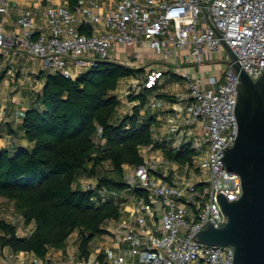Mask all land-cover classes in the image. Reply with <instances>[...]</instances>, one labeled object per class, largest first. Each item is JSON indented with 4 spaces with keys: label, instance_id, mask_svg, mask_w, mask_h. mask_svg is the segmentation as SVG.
Instances as JSON below:
<instances>
[{
    "label": "built area",
    "instance_id": "obj_1",
    "mask_svg": "<svg viewBox=\"0 0 264 264\" xmlns=\"http://www.w3.org/2000/svg\"><path fill=\"white\" fill-rule=\"evenodd\" d=\"M11 6L12 0H0V16ZM17 25L18 34L6 33L0 25V54L9 57L21 47L47 73L66 79L74 80L100 62L123 65L120 49L134 64L146 52L156 56L165 72L179 76L185 85L186 113L176 110L174 148L194 152L201 177L197 182L183 178L165 183L154 176L155 165L144 162L124 173L122 182L130 192L124 202L123 191L100 189L101 201L111 200L121 216L113 233L117 253L109 259L64 263L23 256L2 264H233L231 248L205 245L195 236L208 225L217 228L225 222L219 195L233 202L242 193L239 176L223 161L238 132L234 110L239 77L229 66L215 75L201 67L214 54L230 61L226 46L250 79L262 75L264 0H115L109 5L85 0L72 8L21 10ZM163 76L150 67L143 75L127 78L123 98L153 91ZM147 106L166 109L167 103L152 94ZM24 229L23 236L33 230Z\"/></svg>",
    "mask_w": 264,
    "mask_h": 264
},
{
    "label": "trees",
    "instance_id": "obj_2",
    "mask_svg": "<svg viewBox=\"0 0 264 264\" xmlns=\"http://www.w3.org/2000/svg\"><path fill=\"white\" fill-rule=\"evenodd\" d=\"M135 74L123 65L100 62L74 80L46 76L37 97L41 108L26 111L20 126L31 148L0 151V198L15 203L24 225L33 224V230L19 237L15 225L0 219V251L44 260L77 233L78 258L87 260L91 241L108 234L106 225L119 220L118 206L102 202L98 191L126 190L123 167L142 165L140 148L153 144L152 117L140 115L151 91L131 97L130 102H138L132 113L117 116L120 103L113 92L122 79ZM98 133L103 145L93 141ZM4 134L0 125V139ZM193 156L189 147L166 154L179 165L191 164ZM106 163L111 170L97 177ZM80 176L96 178L95 188H76Z\"/></svg>",
    "mask_w": 264,
    "mask_h": 264
},
{
    "label": "crops",
    "instance_id": "obj_3",
    "mask_svg": "<svg viewBox=\"0 0 264 264\" xmlns=\"http://www.w3.org/2000/svg\"><path fill=\"white\" fill-rule=\"evenodd\" d=\"M77 1L85 2V0H12L11 9L5 15L0 16V25L4 32L18 34L19 28L17 20L21 10H35L37 13H40L46 6L50 5H67L69 8H72ZM114 1L115 0H98L99 3L106 5H109ZM36 23L38 26H42V28L44 27L43 23L38 18L36 19ZM120 51L124 52L123 54L121 53V55H126L128 59H131L127 51L123 49H120ZM148 56L151 57L150 54ZM147 59L142 56L139 61H147ZM161 66L163 65L161 64ZM161 66L156 65L155 67H152L153 69L162 71L164 76L159 81V85L148 94L147 102L143 110L140 111L141 116L145 115L152 117L151 134L153 144L147 147H141L139 152H147L150 155L157 154L161 157H165L162 161L157 158L156 163H151V161H147L144 156L140 154L144 162L155 165V172L153 174L163 182L171 183L175 179L183 178L197 182L201 177V169L198 166L199 161L195 159V155L193 156L191 164L183 165H179L166 158V154L176 152L174 148L177 141V132L174 131V124L178 119V112L176 110H182V114L186 113L185 110H183L186 103V88L179 76L165 72L164 66L160 69ZM48 74L49 73L42 68L41 63L39 61H31L21 47H17L12 51L9 57L0 54V125L4 127L5 131L3 138L0 139V151L7 150L13 153L18 149L31 148V145L25 140L20 126L23 115L26 111L36 107L41 108V105L37 102V97L40 95L45 85L46 76ZM126 79L127 78L122 79L119 82L117 90L120 87V83ZM117 90L113 92L114 96H116L115 93ZM152 94H155L157 98L166 101L167 108H159L156 110L149 109L147 104L152 97ZM162 96H167V98ZM116 98L120 103L117 113L118 117L130 115L133 107L138 103L136 101L130 102V100L123 97L116 96ZM9 129L13 131V134L7 133ZM198 133L200 134L199 130ZM93 141L96 144H104V141L100 139L99 133L94 137ZM128 168L132 167H123L124 173H126L125 170ZM80 178L81 176L77 181H79ZM89 184L93 185L91 182ZM125 191L128 193L127 190H124L123 192ZM19 218L22 219L20 216ZM0 219L2 218L0 217ZM2 220L12 223L5 219ZM120 220L121 216L118 221H110L105 227L108 234L96 236L91 241V254L89 258L97 257L100 260H105L116 255L117 249L114 244L113 233L118 227ZM112 224L116 226L114 231L111 229ZM24 227L33 229V224H30L29 226L24 225ZM103 237L104 242L102 243L99 238ZM68 245L69 239L63 249L50 250L46 259L64 263H77L81 261L78 258V242L74 250H69ZM122 247H124V245H122ZM2 254L4 257L13 261L20 259L23 256L27 258L33 256L32 254L27 253L14 254L9 249L0 251V256ZM1 263L2 262L0 261V264Z\"/></svg>",
    "mask_w": 264,
    "mask_h": 264
},
{
    "label": "water",
    "instance_id": "obj_4",
    "mask_svg": "<svg viewBox=\"0 0 264 264\" xmlns=\"http://www.w3.org/2000/svg\"><path fill=\"white\" fill-rule=\"evenodd\" d=\"M224 47L230 61L217 64L229 66L238 75L239 85L234 110L237 137L224 151L223 161L228 171L239 176L242 193L233 202L219 195L225 222L217 228L208 225L195 240L231 248L233 264H264V71L253 81Z\"/></svg>",
    "mask_w": 264,
    "mask_h": 264
},
{
    "label": "rangeland",
    "instance_id": "obj_5",
    "mask_svg": "<svg viewBox=\"0 0 264 264\" xmlns=\"http://www.w3.org/2000/svg\"><path fill=\"white\" fill-rule=\"evenodd\" d=\"M148 55H149L148 53L143 54V56L146 59L149 58V59H147V61H141L140 62L138 60V61H136L135 64L133 63V59H128L126 55H121L120 59H121L123 65L126 62L132 63L133 64V65H131L132 67L128 66V68L134 69L136 71V74L143 75L146 72L147 68H150L153 66L155 67L156 65L161 66V64L157 61L156 56L151 55V57H149ZM219 61H221V58L218 55H216V54L212 55L210 57V61L201 67V71L205 72L207 75H215L216 73H218L219 70L224 71L226 69V66L224 64H217V62H219ZM161 68H163V66H161L160 69ZM191 71L192 72L196 71V68H193V70H191ZM125 86H127L126 80L120 83V87L117 90V92L115 93V95L118 97H124L123 96V90H124ZM130 99H131V97L128 100H130ZM140 154L142 156H144V158L147 161H151V163H156L157 158H159L160 161H162L165 158V157H161L160 155H157V154H151L150 155L147 152L146 153H140ZM133 169L134 168H128L125 170V172L130 174L133 172ZM110 170H111L110 165L108 163L104 164L100 169H98L97 177L101 176L105 173H108V171H110ZM90 182L93 183L94 187L96 186V183H97L96 178H94V177L89 178L87 176H81L80 180L76 182V188L86 190L88 186L89 187L93 186L92 184H89ZM127 194H128L127 192H123L122 197L120 196V201L124 202L125 201L124 198L127 197L126 196ZM102 197L104 199H106V196H102ZM19 216L20 215H19V212H18V209H17V206L15 203L8 202L5 199L0 198V217L2 219H5L9 222L14 223V225L17 228L20 227V229L18 230V236L23 237V231L25 230L24 229L25 227L23 225V219H20ZM115 228H116V226L114 224H112L111 229L114 231ZM99 239H101L100 242H102V243L104 242V240H103L104 237L99 238ZM77 242H78V235H77V233H73L71 235V237L69 238V245H68L69 248L68 249L74 250L76 245H77ZM16 260H14V261H16ZM0 261L2 263L7 262V261L13 262V260L4 257L3 254L0 256Z\"/></svg>",
    "mask_w": 264,
    "mask_h": 264
}]
</instances>
